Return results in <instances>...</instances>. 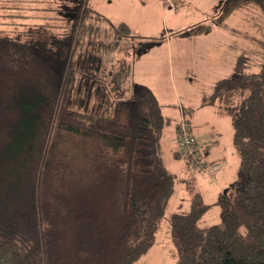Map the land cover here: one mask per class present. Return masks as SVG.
Wrapping results in <instances>:
<instances>
[{"label":"trees","instance_id":"obj_1","mask_svg":"<svg viewBox=\"0 0 264 264\" xmlns=\"http://www.w3.org/2000/svg\"><path fill=\"white\" fill-rule=\"evenodd\" d=\"M77 2L63 14L73 22L63 34L0 3L4 24L30 27L24 40L0 31V264H137L169 209L175 177L161 140L170 118L149 86L128 81L130 63L106 72L104 56L90 42L82 48L99 37L88 20L107 24L116 42L129 38L132 60L164 37L137 34ZM252 8L264 17V0H227L215 16L227 28L228 17ZM207 30L201 22L177 34ZM249 39L252 50L238 53L216 85L240 153L238 179L219 194L220 222L201 223L209 207L199 192L189 211L168 215L177 264H264V33ZM186 113L175 125L176 156L203 170L207 152ZM184 125L192 152L181 142Z\"/></svg>","mask_w":264,"mask_h":264},{"label":"rangeland","instance_id":"obj_2","mask_svg":"<svg viewBox=\"0 0 264 264\" xmlns=\"http://www.w3.org/2000/svg\"><path fill=\"white\" fill-rule=\"evenodd\" d=\"M88 1L91 3L92 0ZM95 1L98 3L95 8L113 22H126L133 32L143 36L164 37L159 44H154L132 60L133 46L129 38L116 42L109 35L111 29L107 24L100 26L101 24L88 20L86 22L90 24L89 29H97L99 37L85 38L82 48L86 49L90 42L91 47L104 56L103 67L106 72L116 70V66L125 64V61L130 63L128 81L131 84L149 86L162 104L165 116L170 118V123L164 129L161 151L165 167L175 177L174 191L155 245L137 264H177L178 257L170 234L168 215L177 211H189L193 194L199 192L209 207L201 223L209 225L220 222V208L217 204L219 194L238 179L240 153L233 143L231 117L222 107L224 99L221 100L217 95L216 85L232 74L238 53L247 54L252 50L253 43L249 38L260 37L264 33V17L256 9H246L228 17V27L225 28L219 25L215 15L216 7L227 0ZM1 2L22 9V15L29 17V20H23H28L31 24L48 23L51 32L55 34L70 32L73 22L67 21L63 14H73L70 10L78 5L73 0H0ZM4 22L8 20L0 18L2 33L21 35L24 40L30 27L18 24L28 22L21 19L13 21L15 24ZM201 22L210 27V30L199 33L194 38L177 34L178 31ZM105 27L107 29L103 31ZM110 58L118 63L106 64V60ZM185 111V118L191 123V135L199 148L207 152L203 160L207 167L203 170L193 171L188 167L186 157L176 156L178 146L175 125L182 120ZM214 161L216 163L213 166L217 171L212 167Z\"/></svg>","mask_w":264,"mask_h":264},{"label":"built area","instance_id":"obj_3","mask_svg":"<svg viewBox=\"0 0 264 264\" xmlns=\"http://www.w3.org/2000/svg\"><path fill=\"white\" fill-rule=\"evenodd\" d=\"M169 1H171V0H169ZM187 130H188V126L184 125L183 130H182L183 136L181 137V142H182L183 147H185L184 148L185 150H189L190 152H192L194 147L192 146L193 145L192 140L187 135ZM196 159H198V158H196ZM199 162L204 163V161H199ZM204 165H205V163H204Z\"/></svg>","mask_w":264,"mask_h":264},{"label":"crops","instance_id":"obj_4","mask_svg":"<svg viewBox=\"0 0 264 264\" xmlns=\"http://www.w3.org/2000/svg\"><path fill=\"white\" fill-rule=\"evenodd\" d=\"M91 4H92L94 7H96V6L98 5V3H97L95 0H92V1H91Z\"/></svg>","mask_w":264,"mask_h":264}]
</instances>
